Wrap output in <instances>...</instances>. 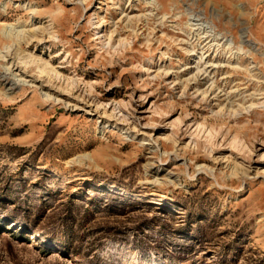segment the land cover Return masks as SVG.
Instances as JSON below:
<instances>
[{
	"label": "rangeland",
	"instance_id": "rangeland-1",
	"mask_svg": "<svg viewBox=\"0 0 264 264\" xmlns=\"http://www.w3.org/2000/svg\"><path fill=\"white\" fill-rule=\"evenodd\" d=\"M0 264H264V0H0Z\"/></svg>",
	"mask_w": 264,
	"mask_h": 264
},
{
	"label": "bare ground",
	"instance_id": "bare-ground-1",
	"mask_svg": "<svg viewBox=\"0 0 264 264\" xmlns=\"http://www.w3.org/2000/svg\"><path fill=\"white\" fill-rule=\"evenodd\" d=\"M207 23V22H206ZM210 24V23H209ZM197 25V24H196ZM212 25V24H211ZM210 26V25H209ZM18 27H20V26H18ZM16 25H13V24H10V25H4L3 26V28L1 29V32H2V34L3 35H5V36H12V35H18V33L21 31V30H19V28H18ZM206 27V26H205ZM24 29V28H23ZM23 29H22V31H23ZM32 30H34V29H32ZM25 31V30H24ZM242 32H244V31H242ZM23 35V34H22ZM214 38V37H213ZM10 63V62H9ZM6 66V65H5ZM9 69V68H8ZM8 69H6V70H8ZM44 69V68H43ZM13 70V69H12ZM251 70V69H250ZM11 71V70H10ZM45 71V70H44ZM8 72H9V70H8ZM251 72V71H250ZM16 76V75H15ZM25 81L24 80V78H20V79H17V78H14V79H7V78H4V81H5V83L6 84H8L9 85V88H12V87H14V86H16V83H18L19 81ZM20 83V82H19ZM43 89H45V88H43ZM49 88L47 87V90H45V92H44V97L45 98H47V99H49V98H54L55 99V101L57 100V99H59L60 97H56V95H53L51 92H50V90H48ZM57 93V92H56ZM58 95V94H57ZM252 95V94H251ZM253 95H254V93H253Z\"/></svg>",
	"mask_w": 264,
	"mask_h": 264
}]
</instances>
